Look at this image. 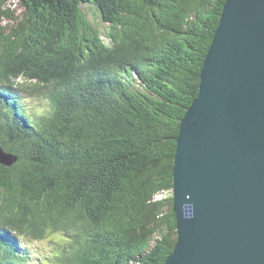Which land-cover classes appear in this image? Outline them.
Listing matches in <instances>:
<instances>
[{
    "label": "trees",
    "instance_id": "trees-1",
    "mask_svg": "<svg viewBox=\"0 0 264 264\" xmlns=\"http://www.w3.org/2000/svg\"><path fill=\"white\" fill-rule=\"evenodd\" d=\"M224 4L0 0V264H163L179 122Z\"/></svg>",
    "mask_w": 264,
    "mask_h": 264
},
{
    "label": "water",
    "instance_id": "water-1",
    "mask_svg": "<svg viewBox=\"0 0 264 264\" xmlns=\"http://www.w3.org/2000/svg\"><path fill=\"white\" fill-rule=\"evenodd\" d=\"M219 22L179 122L163 264H264V0H226Z\"/></svg>",
    "mask_w": 264,
    "mask_h": 264
},
{
    "label": "rangeland",
    "instance_id": "rangeland-1",
    "mask_svg": "<svg viewBox=\"0 0 264 264\" xmlns=\"http://www.w3.org/2000/svg\"><path fill=\"white\" fill-rule=\"evenodd\" d=\"M11 10V11H14V14L15 15H20L21 12H23L25 9L17 2H10L6 5L5 7V10ZM88 20L90 21V23H93L99 30L100 32H106L108 27L103 24L101 21H100V17H99V14L97 11H94V10H89L88 9ZM211 45V43H210ZM166 195V194H164ZM158 197H162V195L158 196ZM171 197H172V193H171ZM41 245V244H39Z\"/></svg>",
    "mask_w": 264,
    "mask_h": 264
},
{
    "label": "bare ground",
    "instance_id": "bare-ground-1",
    "mask_svg": "<svg viewBox=\"0 0 264 264\" xmlns=\"http://www.w3.org/2000/svg\"><path fill=\"white\" fill-rule=\"evenodd\" d=\"M175 1H176V0H175ZM197 1H198V0H197ZM223 2H224V1H223ZM225 2H226V0H225ZM146 5H147V4H146ZM206 9H207V8H206ZM221 9H223V8H221ZM196 10H197V9H196ZM203 10H204V9H203ZM208 11H210V9H208ZM206 12H207V11H206ZM218 13H219V12H218ZM220 15H221V14H220ZM219 17H220V16H219ZM208 19H209V17H208ZM218 19H219V21H220V18H218ZM219 21H218V22H219ZM214 23H215V22H214ZM219 23H220V22H219ZM219 23H218V24H219ZM216 28H217V27H216ZM212 36H213V35H212ZM211 40H212V39H211ZM209 47H210V46H209ZM138 49H139V48H138ZM152 49H153V48H152ZM142 50H143V49H142ZM150 51H151V50H150ZM165 51H166V50H165ZM159 52H160V51H159ZM150 53H151V52H150ZM168 53H169V52H168ZM170 53H171V52H170ZM172 53H173V52H172ZM191 54H193V52H192ZM151 55H152V54H151ZM161 55H162V54H161ZM175 56H176V55L174 54V57H175ZM190 56H191V55H190ZM193 56H194V54H193ZM195 56H196V55H195ZM172 57H173V56H172ZM197 57H198V56H196V58H197ZM198 58H200V57H198ZM172 59H173V58H172ZM192 59L194 60V58H192ZM160 60H161V59H160ZM176 60H177V59H176ZM178 60H179V59H178ZM167 61H168V60H167ZM179 61H180V60H179ZM175 62H176V61H175ZM200 62H202V61H200ZM161 63H163V62H161ZM161 63H160V64H161ZM179 63H180V62H179ZM183 63H184V62H183ZM150 65H151V64H150ZM153 65H154V64H153ZM164 65H165V64H164ZM185 65H186V64H185ZM200 65H201V63H200ZM200 65H199V66H200ZM138 66H140V65H138ZM179 66H180V65H179ZM183 66H184V65H183ZM183 66H182V67H183ZM201 66H202V65H201ZM196 67H197V65H196ZM81 68H82V67H81ZM165 68H166V67H165ZM83 69H84V68H83ZM134 69H135V68H134ZM166 69H167V68H166ZM186 69H187V68H186ZM189 69H190V68H189ZM191 69H193V67H192ZM79 70H80V69H79ZM104 70H105V69H104ZM162 70H163V69H162ZM128 71H129V70H128ZM198 71H200V69H199ZM200 72H201V71H200ZM87 73H88V71H87ZM188 73H189V72H188ZM195 73H196V70H195ZM84 74H85V73H84ZM139 74H140V73H139ZM145 74H146V73H145ZM189 74H190V73H189ZM82 75H83V74H82ZM190 75L192 76V74H190ZM198 75H200L199 72L197 73V76H198ZM142 76H143V75H142ZM193 76H194V75H193ZM81 77H82V76H81ZM86 78H87V77H86ZM86 78H85V79H86ZM141 79H142V78H141ZM164 80H165V79H164ZM164 80H163V81H164ZM199 80H200V77H199ZM121 81H122V80H121ZM163 83H164V82H163ZM165 83H167V82H165ZM199 83H200V81H199ZM199 83H198V85H199ZM165 86H166V85H165ZM198 87H199V86H198ZM110 91H111V90H110ZM197 95H198V94H197ZM93 97H94V96H93ZM97 99H98V98H97ZM95 100H96V99H95ZM192 101H193V100H192ZM94 103H95V102H94ZM99 104H100V103H99ZM108 106H109V105H108ZM188 106H189V105H188ZM94 107H96V106H94ZM56 108H57V107H56ZM29 112H30V111H29ZM158 112H159V111H158ZM153 113H154V112H153ZM159 113H160V112H159ZM164 113H165V112H164ZM154 115H156V114H154ZM39 119H40V118H39ZM82 126H83V125H82ZM81 128H83V127H81ZM77 131H78V130H77ZM79 131L81 132V130H79ZM87 132H88V131H87ZM178 132H179V130H178ZM87 139H88V138H87ZM91 141H92V140H91ZM119 150H120V149H119ZM96 155H97V154H96ZM173 158H174V157H173ZM166 168H167V167H166ZM168 168H170V167H168ZM171 170H172V169H171ZM166 172H167V171H166ZM166 172H165V173H166ZM169 172H170V171H169ZM169 172H167V173H169ZM161 173H162V172H161ZM168 175H170V174H168ZM170 178H171V177H170ZM169 181H170V180H169ZM171 182H172V181H171ZM165 183H166V181H165ZM165 185H166V184H165ZM168 185H169V184H168ZM168 185H167V186H168ZM168 187H169V186H168ZM169 188H170V187H169ZM165 194H166V193H165ZM171 199H172V198H171ZM25 201H26V200H25ZM134 201H135V200H134ZM171 201H172V200H171ZM130 202H131V201H130ZM133 203H134V202H133ZM128 204H129V202H128ZM84 208H85V207H84ZM80 209H81V208H80ZM127 210H128V208H127ZM127 210H126V211H127ZM125 213H126V212H125ZM173 214H174V213H173ZM76 217H77V216H76ZM128 217H129V216H128ZM172 218H173V216H172ZM146 220H147V219H146ZM155 220H156V219H155ZM174 221H175V220H174ZM27 223H28V221H27ZM130 223H131V222H130ZM130 223H129V226L131 225ZM174 223H176V222H173V224H174ZM22 224H23V223H22ZM87 224H88V223H87ZM133 224H134V223H133ZM125 225H126V224H125ZM120 226H121V224H120ZM120 226H119V228H120ZM173 226H174V225H173ZM142 228H143V227H142ZM130 229H131V228H130ZM172 229H175V227L172 228ZM52 230H53V229H52ZM169 230H170V229H169ZM45 231H46V230H45ZM114 231H116V230H114ZM117 232H118V231H117ZM142 232H143V231H142ZM122 233H123V232H122ZM124 234H125V233H124ZM168 234H169V233H168ZM168 234H166V235H168ZM175 235H177V234L175 233ZM128 236H129V235H128ZM128 236H127V237H128ZM122 237H123V236H122ZM130 237H131V236H130ZM136 238H137V237H136ZM145 238H146V237H145ZM124 239H125V238H124ZM142 239H143V238H142ZM165 239H166V238H165ZM168 239H169V238H168ZM120 240H121V239H120ZM131 240H133V239H131ZM134 240H135V239H134ZM138 240H139V239H138ZM169 240H170V239H169ZM176 241H177V240H176ZM128 242H129V241H128ZM128 242H127V243H128ZM138 242H139V241H138ZM157 242H158V241H157ZM47 243H48V242H47ZM133 243H134V241H133ZM121 244H122V243H121ZM142 244H143V243H142ZM158 244H159V243H158ZM122 245H123V244H122ZM166 245H167V244H166ZM138 246H139V245H138ZM143 246H144V245H143ZM158 246H159V245H158ZM158 246H157V247H158ZM169 246H170V245H169ZM20 247H21V246H20ZM123 247H124V246H123ZM126 247H127V246H126ZM126 247H125V248H126ZM132 247H133V246H132ZM139 247H140V246H139ZM139 247H138V248H139ZM172 247H173V246H172ZM172 247H171V249H172ZM116 248H117V247H116ZM127 248H128V247H127ZM154 248H156V247H154ZM159 248H160V247H159ZM169 248H170V247H169ZM120 249H121V248H120ZM140 249H141V248H140ZM136 250H137V249H136ZM97 251H98V250H97ZM123 251H124V250H123ZM125 251H126V250H125ZM172 251H173V250H172ZM33 252H34V251H33ZM99 252H100V248H99ZM136 252H137V251H136ZM158 252H159V251H158ZM151 253H152V252H151ZM39 254H40V253H39ZM113 254H114V252H113ZM149 254H150V252H149ZM168 254H169V253H168ZM59 255H60V254H59ZM108 255H109V254H108ZM122 255H123V254H122ZM124 255H125V254H124ZM169 255H170V254H169ZM109 256H110V255H109ZM150 256H151V255H150ZM150 256H149V257H150ZM48 257H49V256H48ZM164 257H165V256H164ZM63 258H64V257H63ZM144 258H145V257H144ZM134 259H135V258H134ZM103 260H104V259H103ZM120 262H121V260H120ZM149 262H150V261H149ZM137 263H138V262H137ZM150 263H151V262H150ZM145 264H146V263H145ZM147 264H148V262H147ZM159 264H160V263H159Z\"/></svg>",
    "mask_w": 264,
    "mask_h": 264
}]
</instances>
